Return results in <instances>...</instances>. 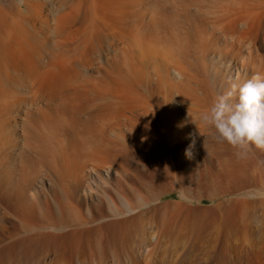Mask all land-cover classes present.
<instances>
[{"label": "bare ground", "instance_id": "1", "mask_svg": "<svg viewBox=\"0 0 264 264\" xmlns=\"http://www.w3.org/2000/svg\"><path fill=\"white\" fill-rule=\"evenodd\" d=\"M256 74L264 0H0V247L18 237L55 252L41 244L47 230L86 243L83 256L74 248L51 264L117 256L100 248L97 222L136 209L132 166H163L191 139L219 150L193 121ZM4 247L0 264L11 259Z\"/></svg>", "mask_w": 264, "mask_h": 264}, {"label": "rangeland", "instance_id": "2", "mask_svg": "<svg viewBox=\"0 0 264 264\" xmlns=\"http://www.w3.org/2000/svg\"><path fill=\"white\" fill-rule=\"evenodd\" d=\"M204 138L203 141L191 139L185 145L181 141L178 148L173 147L169 153L162 155V161L166 160L163 166H143L140 162L132 166L127 179L138 193L133 199L136 209L114 217L108 215L104 218L106 221L97 222L106 226L99 241L100 248L111 250L112 246H117L116 253H120V248L124 247L128 256L113 254L107 260H94L92 264H264V184L260 181V173L264 172V150L251 145L249 154L238 157L236 150L230 149L227 144H219L222 150L204 149L208 141ZM193 142L194 146L190 147ZM184 148L187 150L185 153ZM179 151H182L180 158L177 156ZM227 156L231 160L227 161ZM46 182L44 180L39 187L42 185L47 189ZM157 196L160 197L155 199ZM150 198L153 200L145 204V199ZM125 199L132 203L130 195L125 194ZM116 204L120 207L119 200ZM1 230L0 227V233H3ZM60 233L46 230L41 241L45 247L53 244L55 252L36 250L29 243L25 245L27 242L20 241L17 236L16 241L13 238L8 240L12 242L1 244L0 250L5 245L12 246L9 248L11 259L8 264H51L58 252H64V257L67 256L65 261H69L74 248L80 256L84 255L85 240L82 239L78 245L69 244L70 241L63 235L65 232ZM106 240L112 243L107 246ZM59 245H62L61 248ZM73 262L86 264L77 260Z\"/></svg>", "mask_w": 264, "mask_h": 264}, {"label": "clouds", "instance_id": "3", "mask_svg": "<svg viewBox=\"0 0 264 264\" xmlns=\"http://www.w3.org/2000/svg\"><path fill=\"white\" fill-rule=\"evenodd\" d=\"M198 121L193 122L201 135L203 125L217 143L235 149L238 157L246 156L251 145L264 150V76L256 74L243 84H231L200 114Z\"/></svg>", "mask_w": 264, "mask_h": 264}]
</instances>
